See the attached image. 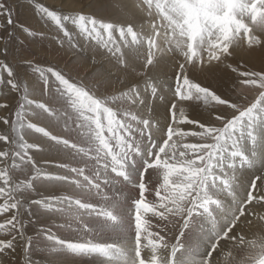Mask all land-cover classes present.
<instances>
[{
	"label": "snow or ice",
	"instance_id": "1",
	"mask_svg": "<svg viewBox=\"0 0 264 264\" xmlns=\"http://www.w3.org/2000/svg\"><path fill=\"white\" fill-rule=\"evenodd\" d=\"M115 2L0 0V264H264V0Z\"/></svg>",
	"mask_w": 264,
	"mask_h": 264
},
{
	"label": "rangeland",
	"instance_id": "2",
	"mask_svg": "<svg viewBox=\"0 0 264 264\" xmlns=\"http://www.w3.org/2000/svg\"><path fill=\"white\" fill-rule=\"evenodd\" d=\"M11 2V0H10ZM33 2L35 3H52L53 0H18V4L15 6L16 7V11L14 12V20L16 22L17 25L23 23L25 25H31L33 27L34 30H39V31H43L45 32V36L43 38L37 36L36 38H27L25 40V44H24V48L27 49H31V50H37V51H47L48 53H50L47 56H40L39 59L41 60L42 63L44 64H48V63H59L61 66H63V61L60 60L59 56H56L54 58V56L51 54L53 51L52 48V44L50 43V35L49 33L52 31V29H45L42 25V23H38V17L34 16L33 13V9H32V4ZM127 2L126 0H116L115 2V7L114 10L112 11V19L113 20H120L125 18V14H128L127 11H131L129 9V7H133L135 9V5L137 3H139V0H129V4H128V8H127ZM134 2L136 3L134 6L133 5ZM21 5H27L25 6H21ZM126 5V6H125ZM130 14V13H129ZM0 24H5V28H7L8 30H13L12 26H8L6 25V22L0 18ZM0 34H3V30H0ZM17 37L19 39H24L23 36H20L19 32L17 31ZM17 47H19V45H17ZM143 59V56L141 57ZM67 57H64V60H66ZM134 61L132 60L131 57H129V63H133ZM39 86L37 85V88ZM242 92H245L248 95H252L254 94L252 91L241 88L240 89ZM5 92H7L8 90L5 89ZM33 98L36 99H41V96L39 94V91H37V93L35 94V96ZM9 100L10 103L12 104V106L14 107L16 104V100H17V94L16 93H9ZM37 122L43 126H48L50 128V130H52L55 134H59L60 130L58 128L55 127L54 124H51L48 120H40V121H34ZM191 127V126H189ZM6 129H4L3 127H0V131H5ZM30 142L34 141V140H40L41 142H45L41 139V137H39L38 134L36 135H32L29 137ZM34 156L36 158V160L38 161V163H40L42 166L43 165V161L44 160H53V161H62L65 159L64 156L62 155H58L57 153L53 152H49V153H34ZM49 171L52 172H59V169H56L53 165H46L45 166ZM45 194H60V191L55 188V187H49L47 188ZM134 196V194H133ZM38 227V225H30L29 226V234H33L34 230ZM55 231V229H53ZM62 236L65 237H69V234L67 232H60L59 233ZM72 239H75V237H69ZM99 239V237H97V240ZM45 258H46V253L44 251H41L39 248H35L33 250L32 253V259L34 262H36V264H45ZM87 264V263H86Z\"/></svg>",
	"mask_w": 264,
	"mask_h": 264
},
{
	"label": "bare ground",
	"instance_id": "3",
	"mask_svg": "<svg viewBox=\"0 0 264 264\" xmlns=\"http://www.w3.org/2000/svg\"><path fill=\"white\" fill-rule=\"evenodd\" d=\"M126 1H128L127 2V8H128V4H129V0H126ZM131 3H133V5H131V6H134L136 3H134V2H131ZM126 6V5H125ZM136 6V5H135ZM134 6V7H135ZM129 9L131 10V11H127V13L129 14V13H131L132 11H134V10H136V9H134L133 7H129ZM134 194V196H135V193H132V195ZM127 203H130V201H128ZM127 203L125 204V206H124V210L126 211L127 210ZM101 239H106V237H99V239L98 240H101ZM87 263V262H86Z\"/></svg>",
	"mask_w": 264,
	"mask_h": 264
}]
</instances>
